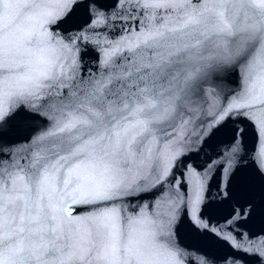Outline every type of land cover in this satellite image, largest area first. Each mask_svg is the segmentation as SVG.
I'll return each instance as SVG.
<instances>
[{
    "label": "snow or ice",
    "instance_id": "obj_1",
    "mask_svg": "<svg viewBox=\"0 0 264 264\" xmlns=\"http://www.w3.org/2000/svg\"><path fill=\"white\" fill-rule=\"evenodd\" d=\"M109 26L116 36L97 32ZM231 114L264 137V0H0V264H212L173 239L181 204L202 239L264 257V238L239 230L253 200L227 230L205 221L208 169L170 182L166 212L140 203ZM17 121L29 134L5 139ZM223 184L217 197L232 199Z\"/></svg>",
    "mask_w": 264,
    "mask_h": 264
},
{
    "label": "water",
    "instance_id": "obj_2",
    "mask_svg": "<svg viewBox=\"0 0 264 264\" xmlns=\"http://www.w3.org/2000/svg\"><path fill=\"white\" fill-rule=\"evenodd\" d=\"M114 0H105L107 5L113 3ZM83 13L78 12L75 18L77 23L82 22ZM65 28L67 25L64 26ZM97 32L106 33L109 37H114L119 32V28L100 27ZM100 53L89 51L85 55L86 62L93 61ZM233 87L235 86V77H232ZM228 100L221 95L218 99L207 97V103L201 102L203 109L196 113V119L193 125L200 124L201 128L207 126V122L213 118V113L223 108ZM29 125H21L19 121L14 122L12 126L5 130V139H20L22 136L29 134ZM241 130V131H237ZM238 138L233 144V136ZM195 140V137H192ZM236 148V152H232V148ZM186 152L178 160L175 161L172 173L160 188L150 194L147 201H141L143 204L147 202L151 211V205L156 199L160 201L156 211L166 212L168 210L167 196L172 190L170 182L174 179H181L187 175L186 168L195 167L203 172L208 169L205 205L202 208V215L206 222L212 226L227 230L231 225L224 222L229 217L231 210L238 204H243L248 200H253L257 204L256 212L249 216L241 223L240 231L246 232L252 238H264V208L261 207V197L264 195V179L261 178L259 168L264 167V160L261 159L260 153L264 151V137L258 136L252 124L240 115L231 114L224 119L221 125L217 127L214 135H207L201 142L185 145ZM234 157V159H233ZM232 160V176L220 170V164L225 159ZM210 165H215L210 167ZM228 168V165H224ZM230 180L234 197L227 201H221L217 197V189L223 188V181ZM161 189L162 193L161 194ZM190 194L191 188L188 187ZM139 205L134 206L138 208ZM191 213V206L187 209V214L183 205H180V214L173 229L175 242L182 248L195 250L206 253L212 264H224L223 258L229 256V264H264V257L259 253L252 252H236L229 247H221L218 244L209 243L198 236L190 227L188 216ZM183 264H189L185 258Z\"/></svg>",
    "mask_w": 264,
    "mask_h": 264
}]
</instances>
